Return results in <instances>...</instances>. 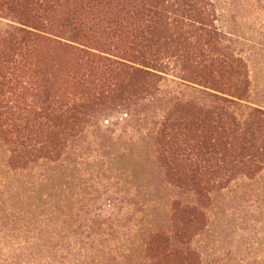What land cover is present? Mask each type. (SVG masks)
Instances as JSON below:
<instances>
[{"label":"trees","instance_id":"trees-1","mask_svg":"<svg viewBox=\"0 0 264 264\" xmlns=\"http://www.w3.org/2000/svg\"><path fill=\"white\" fill-rule=\"evenodd\" d=\"M0 19V143L11 170L61 158L103 113L149 117L156 162L196 203L174 202L190 220L175 214L172 234H150L144 261L203 264L192 233L205 228L212 194L264 172V107L249 101L247 62L214 0H0ZM168 77L177 96L163 95Z\"/></svg>","mask_w":264,"mask_h":264},{"label":"rangeland","instance_id":"rangeland-1","mask_svg":"<svg viewBox=\"0 0 264 264\" xmlns=\"http://www.w3.org/2000/svg\"><path fill=\"white\" fill-rule=\"evenodd\" d=\"M214 2L219 28L247 62L249 101L264 107V0ZM6 29L0 19V35ZM172 79L161 84L164 96L178 94ZM103 116L61 158L22 170H11L0 143V264H148L147 237L172 234L175 214L190 220L173 204L194 206L195 196L168 183L151 119ZM205 213V228L192 233L203 264H264V172L214 192Z\"/></svg>","mask_w":264,"mask_h":264}]
</instances>
